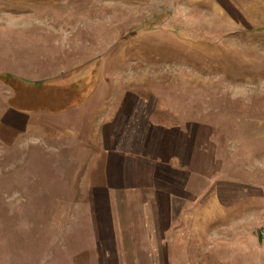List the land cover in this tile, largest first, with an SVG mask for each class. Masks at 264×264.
<instances>
[{"label": "rangeland", "instance_id": "obj_1", "mask_svg": "<svg viewBox=\"0 0 264 264\" xmlns=\"http://www.w3.org/2000/svg\"><path fill=\"white\" fill-rule=\"evenodd\" d=\"M26 27L45 34L28 42ZM0 66L4 232L25 227L19 208L38 195L28 185L60 174V133L85 118L90 134L122 90L217 127L225 156L215 178L259 194L212 204L207 224L256 246L264 263V0H0Z\"/></svg>", "mask_w": 264, "mask_h": 264}, {"label": "crops", "instance_id": "obj_2", "mask_svg": "<svg viewBox=\"0 0 264 264\" xmlns=\"http://www.w3.org/2000/svg\"><path fill=\"white\" fill-rule=\"evenodd\" d=\"M28 29V42L45 34ZM119 92L90 134L85 118L60 133L59 148L67 150L51 169L60 174L28 185L38 195L32 208L18 210L25 227L4 232L0 207V264H260L256 246L207 224L212 204L259 194L253 184L215 178L225 156L217 127L203 115L196 119L193 109ZM22 118L12 120L18 125Z\"/></svg>", "mask_w": 264, "mask_h": 264}]
</instances>
